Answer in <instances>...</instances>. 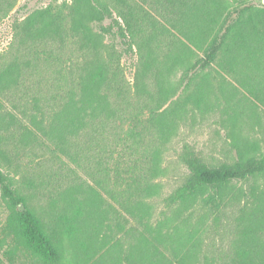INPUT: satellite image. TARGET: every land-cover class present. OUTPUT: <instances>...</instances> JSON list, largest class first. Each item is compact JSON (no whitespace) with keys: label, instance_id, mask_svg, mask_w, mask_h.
I'll return each mask as SVG.
<instances>
[{"label":"trees","instance_id":"16d2710c","mask_svg":"<svg viewBox=\"0 0 264 264\" xmlns=\"http://www.w3.org/2000/svg\"><path fill=\"white\" fill-rule=\"evenodd\" d=\"M90 1L109 19L96 31L90 25L93 13L72 12L67 27L41 14L22 20L16 47L24 49L16 51V62L0 70V97L16 89V114L3 108L0 100V124L16 125L18 142L56 145L73 164L71 171L81 180L77 185L87 183L93 195L106 193L141 226L148 225L158 203L164 206L163 221L182 223L209 217L219 221L228 207L241 203L246 214L238 219L264 229V198L242 193L240 202L228 191L233 182L264 175V7H256L252 0H231L229 7L221 0ZM16 2L0 0V19ZM105 35L121 48L103 43ZM130 53L138 63L133 93L120 61ZM176 68L181 69L182 78L200 74L206 79L214 72L213 78L222 80L221 92L225 79H231L241 87L245 102L232 95L223 109L231 123L235 161L206 164L185 148L181 160L188 175L164 194L156 179L162 174V154L176 128L175 103L170 111L158 112L169 92L161 86L159 100L153 107L146 106L149 126L140 129L128 125L137 120L134 106L139 109L129 98L136 96L133 101L140 108L150 104L153 92L143 93L140 86L161 82L160 76L167 77ZM254 123L259 125L258 138L251 137ZM69 190L74 194L75 214L82 215V207L89 205L87 191L85 195L77 187ZM0 196L11 209L1 229L12 241L6 250L9 260L16 256L19 244L44 264H57L58 247L1 168ZM139 205L149 207L139 212ZM250 206L254 212H248ZM141 232L143 238L131 242L139 248L135 251L141 264H170L174 259L186 263L178 258L177 249L168 250L169 233L159 228L155 234L147 229ZM260 250L224 264H264V246Z\"/></svg>","mask_w":264,"mask_h":264},{"label":"rangeland","instance_id":"374dc122","mask_svg":"<svg viewBox=\"0 0 264 264\" xmlns=\"http://www.w3.org/2000/svg\"><path fill=\"white\" fill-rule=\"evenodd\" d=\"M221 1L228 7L232 5L231 0ZM252 3L256 7H264V0H252ZM72 12L93 13L95 17L90 25L95 31L99 25L109 23V19L90 0H17L14 8L0 19V70L16 62V51L24 49L22 46L16 47V35L23 30L21 22L24 18L41 14L43 19L51 20L54 17L60 20L63 27H67ZM102 40L105 44L114 43L117 49L121 48L111 37L105 35ZM65 49L70 56V49ZM136 60L131 53L123 55L120 60L126 84L132 93L137 83ZM213 74L210 71L206 79L201 78L200 74L182 78L181 69L176 68L167 77L160 76L158 80L161 82L152 80L140 86L143 93H148L147 90L153 92L150 104L145 103V107L140 108L133 101L136 96L129 98L130 103L137 104L139 109L134 106V112L138 111L137 120H132L128 125L140 129L149 126L150 109L146 106L153 107L155 99L159 100L161 86L169 92L158 112L175 103L176 128L162 154V174L156 179L164 194L178 186L188 175V169L181 160L185 148L192 149L203 162L210 165L231 163L236 159L230 145L231 123L223 109L232 95L242 98L244 103L243 92L239 84L228 78L223 82L224 92H221L219 86L222 80L214 79ZM0 98L3 108L16 114V89H11ZM197 99H201L199 103ZM252 126L251 137L258 138L259 125L254 123ZM0 168L58 247L60 260L57 264H141L139 252L135 251L139 248L133 247L131 242L136 237L139 240L143 238L139 233L143 229L155 234L158 228L170 234L163 233L172 239L170 244H166L168 250L177 249L178 258H182L185 264H224L244 253L254 255L263 252L260 247L264 246V229L238 219L237 216L246 214L241 203L235 208L228 207L219 221L210 217L205 221L193 218L189 223L163 221L164 206L158 203L148 225L141 226L119 209L106 193L93 195L94 189H88L87 183L77 185L81 180L71 171L73 164L64 158L56 145L46 141L43 144L31 140L18 142L16 125L6 122L0 124ZM73 187L84 194L85 191L88 193L92 208L89 205L82 207V215L75 214L74 194L69 190ZM228 191L240 202L243 201L242 193L252 192L264 198V175L233 182ZM91 199L95 200L94 204ZM148 207L139 205L137 208L141 212ZM250 207L248 212H254V206ZM10 210L0 196V264H44L19 244H16V256L9 260L6 250L12 246V241L2 234L1 229ZM68 226L76 230L68 232ZM182 235H186L185 239ZM170 264L181 263L174 259Z\"/></svg>","mask_w":264,"mask_h":264}]
</instances>
